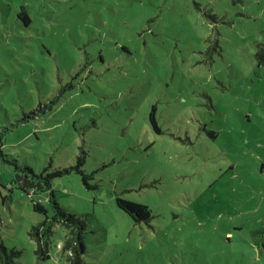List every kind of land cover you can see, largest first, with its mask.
<instances>
[{"label": "rangeland", "instance_id": "1", "mask_svg": "<svg viewBox=\"0 0 264 264\" xmlns=\"http://www.w3.org/2000/svg\"><path fill=\"white\" fill-rule=\"evenodd\" d=\"M261 47L264 0H0V241L14 264L68 252L56 223L50 256L36 253L45 215L14 173L82 153L83 173L51 180L85 220L82 264H264ZM117 196L150 217L134 222Z\"/></svg>", "mask_w": 264, "mask_h": 264}, {"label": "trees", "instance_id": "2", "mask_svg": "<svg viewBox=\"0 0 264 264\" xmlns=\"http://www.w3.org/2000/svg\"><path fill=\"white\" fill-rule=\"evenodd\" d=\"M18 16L24 18L25 24L29 23V19L26 16L24 9L18 12ZM256 55L261 62H264V47H261ZM30 115H27L29 117ZM26 118V117H25ZM149 119L151 124L156 130H158L156 121L154 118V107L149 112ZM212 133V131H211ZM0 156L3 157V146H2V132H0ZM4 160V159H3ZM84 161V154L77 156L75 165L69 168L56 169L43 174L46 170L39 173L34 172L29 166L19 168V172L14 173V181L16 185L29 195L33 201V208L37 211L44 213L45 218L33 225L29 231V234L36 240L37 248L36 253L42 258H48L50 256L48 247L50 242V236L53 232V227L56 223L61 224L66 230L67 234L65 239L59 241V245L55 246L57 250H67L66 263L68 264H82L81 254L85 250V244L83 241V233L85 231V220L79 216L71 213H67L58 203L54 190L52 188L51 180L54 176L62 175L64 172H69L70 169H74L76 172L83 173L81 166ZM85 179L86 177L83 176ZM11 187V184H9ZM46 193L45 199L42 200L38 197L40 193ZM43 202H49L52 207V214H47V208ZM116 205L127 213L134 222H140L150 217V209L140 202L121 198L117 196L115 198ZM19 254L17 250H8L3 243L0 241V263L1 264H14V257ZM65 263V264H66Z\"/></svg>", "mask_w": 264, "mask_h": 264}]
</instances>
